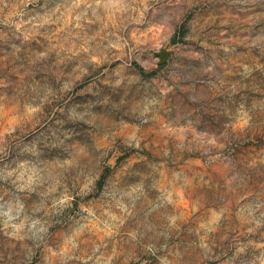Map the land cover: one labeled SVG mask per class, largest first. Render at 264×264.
Listing matches in <instances>:
<instances>
[{"label":"rangeland","instance_id":"1","mask_svg":"<svg viewBox=\"0 0 264 264\" xmlns=\"http://www.w3.org/2000/svg\"><path fill=\"white\" fill-rule=\"evenodd\" d=\"M0 264H264V0H0Z\"/></svg>","mask_w":264,"mask_h":264},{"label":"water","instance_id":"2","mask_svg":"<svg viewBox=\"0 0 264 264\" xmlns=\"http://www.w3.org/2000/svg\"><path fill=\"white\" fill-rule=\"evenodd\" d=\"M162 57H163V58H165V55H164V54H162Z\"/></svg>","mask_w":264,"mask_h":264}]
</instances>
